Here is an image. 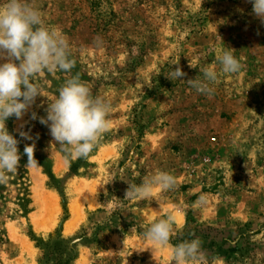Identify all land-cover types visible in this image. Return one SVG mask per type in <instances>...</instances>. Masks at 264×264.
Instances as JSON below:
<instances>
[{
    "label": "rangeland",
    "instance_id": "rangeland-1",
    "mask_svg": "<svg viewBox=\"0 0 264 264\" xmlns=\"http://www.w3.org/2000/svg\"><path fill=\"white\" fill-rule=\"evenodd\" d=\"M28 3L44 26L68 39L76 64L70 74H38L43 96L22 120L6 121L21 153L32 141L16 129L31 130L39 166L25 168L22 156L20 168L0 184V264H171L172 246L197 237L202 264H264V24L252 4ZM225 50L240 61L238 73L222 72L216 57ZM177 56L183 80L167 77ZM204 67L217 73L210 96L187 83L203 79ZM77 73L93 96L110 102L111 112L109 129L89 156L71 159L39 117ZM158 171L175 177L173 189L125 198L128 184ZM24 195L27 214L18 201ZM75 206L77 223L66 230ZM170 213L176 221L169 245L153 252L143 233Z\"/></svg>",
    "mask_w": 264,
    "mask_h": 264
},
{
    "label": "clouds",
    "instance_id": "clouds-1",
    "mask_svg": "<svg viewBox=\"0 0 264 264\" xmlns=\"http://www.w3.org/2000/svg\"><path fill=\"white\" fill-rule=\"evenodd\" d=\"M248 2L252 4V15L264 24V0ZM216 59L225 74L241 70V63L231 50L223 51ZM179 60L177 56L172 64L175 68L171 67L167 76L171 80H183L187 75ZM75 64L68 39L59 30L44 26L41 13L28 0H6L0 4V184H6L9 174L20 168L22 156L27 157L25 168L39 166L31 130L24 131L23 124L16 129L22 140L32 141L25 144L21 153L18 147L21 140L8 131L6 121L12 117L22 120L37 97L43 96L42 86L35 83L38 74L57 70L70 74ZM190 67L195 66L190 64ZM200 72L203 79L197 76L187 83L198 93L210 96L214 91L210 84L217 81V73L211 67H204ZM45 111L46 116L39 117V122L48 127L54 143L71 159L87 158L110 125V102L93 96L79 73L70 75ZM31 119H37L35 111L31 112ZM175 184L173 175L158 171L146 176L139 185L128 184L125 198L149 199L156 192L173 189ZM203 201L202 196L198 203ZM175 221V215L170 213L151 223L143 233V239L151 242L153 252L169 245ZM204 260L202 241L198 237L171 248V264H202Z\"/></svg>",
    "mask_w": 264,
    "mask_h": 264
},
{
    "label": "trees",
    "instance_id": "trees-1",
    "mask_svg": "<svg viewBox=\"0 0 264 264\" xmlns=\"http://www.w3.org/2000/svg\"><path fill=\"white\" fill-rule=\"evenodd\" d=\"M25 188L22 187V186H20V190H25ZM18 201H19V204H20L19 207L22 209L21 210L22 213L23 214H27L28 213V210H27V208H25V206H27L29 204V200L27 198V195L26 196L24 195V196L18 198Z\"/></svg>",
    "mask_w": 264,
    "mask_h": 264
},
{
    "label": "bare ground",
    "instance_id": "bare-ground-1",
    "mask_svg": "<svg viewBox=\"0 0 264 264\" xmlns=\"http://www.w3.org/2000/svg\"><path fill=\"white\" fill-rule=\"evenodd\" d=\"M78 209L79 208H76V206L72 208V212H73L74 218L66 224V230H70L76 225L77 218H78L77 216L79 214V210ZM35 225H37V222L35 223Z\"/></svg>",
    "mask_w": 264,
    "mask_h": 264
}]
</instances>
